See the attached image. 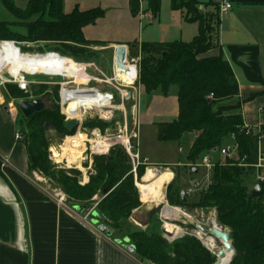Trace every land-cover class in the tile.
Here are the masks:
<instances>
[{
    "label": "trees",
    "instance_id": "trees-1",
    "mask_svg": "<svg viewBox=\"0 0 264 264\" xmlns=\"http://www.w3.org/2000/svg\"><path fill=\"white\" fill-rule=\"evenodd\" d=\"M63 1L29 0L26 7L20 10L13 0H0L5 12L13 20L23 23L21 26L24 28L23 32H19L13 29L16 23H0V42H13L17 47L19 44L43 45V49L29 55L56 53L73 61L90 59L92 53L88 48L105 45L85 41L82 31L87 26H93L104 13L100 9L86 12L74 9L70 14H64ZM161 1L128 0L129 13L132 18L138 17L144 4V12L155 18L160 12ZM202 1L170 0L172 10L182 12L187 23L197 24V36L191 42L133 43L128 45V56L131 59L141 58L138 84L145 95L159 90L166 96L169 88L177 89L176 119L155 124L159 141L182 144L184 135H192L187 160L196 162L203 155L214 153L233 137L238 145L239 158H245L243 167H239L236 161L217 159L211 171V186L193 204L188 199L185 204L182 203L180 193L184 189H179L172 181L166 194L169 204L189 211L214 209L217 222L228 229L234 249L229 264H264V197L252 198V182L248 184L253 176L250 166L255 162L257 139L245 134L240 103L224 105L238 98V84L229 64L221 56L205 57L214 49L213 43L216 45L217 42L219 13L216 3L206 5L211 8L210 11H202ZM33 90L35 99L45 102L46 110L22 122L27 128L22 140L27 150L30 173L50 178L65 195L67 203L82 212L91 208V202L96 197L98 203L93 212L105 221L108 229L115 234H123V238L134 248L135 258L141 263H215V256L192 237L185 236L168 244L161 237L154 217H151L146 231L131 227L133 223L128 222L140 204L133 167L121 146L112 147L107 156L93 158L95 175L90 176L86 184L78 182L80 173L76 170H56L46 155L44 129L49 126L65 136H71L75 131L64 129L65 117L53 104L58 98L57 86L50 89L39 85ZM5 91L15 100L23 99L18 96L22 93L13 85L5 87ZM63 113L68 115V107H64ZM98 126L95 120H86L82 124L87 129ZM260 133L264 144V126L260 127ZM140 163L136 168V180L142 176L141 158ZM189 170L193 176V169Z\"/></svg>",
    "mask_w": 264,
    "mask_h": 264
},
{
    "label": "crops",
    "instance_id": "crops-1",
    "mask_svg": "<svg viewBox=\"0 0 264 264\" xmlns=\"http://www.w3.org/2000/svg\"><path fill=\"white\" fill-rule=\"evenodd\" d=\"M28 1L13 0V3L23 10ZM218 1L214 0L216 4ZM225 1L231 4L232 9L219 17L216 48L205 57L221 56L229 64L238 84L239 96L227 101V104L233 106L239 102L244 125L260 129L264 126V0ZM0 8L5 11L2 6ZM74 9L80 12L94 9L103 11V17L82 32L85 41L105 45L100 50L109 51L112 64L117 46L128 48L133 43L175 41L189 43L198 33L197 24L187 23L182 12L172 10L170 5L165 7L162 1L155 18L149 12H144V4L141 14L132 18L128 0L63 1L64 14H70ZM3 22L10 23L5 18L0 19V23ZM186 39L191 40L185 42ZM11 48L13 51L7 54L13 60L14 67L8 64L12 72L10 76H17L21 72L53 75L56 69L62 73L69 71H65L70 66L67 59L24 56L16 47ZM4 53L0 51L1 56ZM37 59L44 63L45 68L40 71L32 67ZM25 66L29 71L23 69ZM72 66H75L73 62ZM2 69H5L4 65ZM171 88L166 96L159 90L145 95L143 90L142 96L147 97L148 104L145 106L146 113L140 114V118L149 116L150 121L161 118L162 115H155L154 111L162 106L171 109V118L176 119L177 92L173 91L169 98ZM4 108L0 105V161H7V166L0 168V264H144L126 252V247L131 245L125 238H117L112 232L110 236H105L98 231L103 221L99 216L95 217L97 213L92 211L87 221L83 222L89 211H75L78 207L68 203L59 205L46 193L38 183L37 174L28 170L23 138L20 141L14 139L15 134L19 133L16 115L4 112ZM7 109L9 113L14 111L9 107ZM156 123L162 122H153L154 126ZM141 160L142 165L148 167L145 160ZM94 200L96 205L98 199L95 197ZM140 209L134 211L131 218L136 226L140 224V218L136 217Z\"/></svg>",
    "mask_w": 264,
    "mask_h": 264
},
{
    "label": "rangeland",
    "instance_id": "rangeland-1",
    "mask_svg": "<svg viewBox=\"0 0 264 264\" xmlns=\"http://www.w3.org/2000/svg\"><path fill=\"white\" fill-rule=\"evenodd\" d=\"M163 5L165 7H169L170 3L169 0H162ZM215 3L214 0H203L201 3V10L207 11L208 8L206 7L207 4L211 5ZM19 5V4H18ZM17 6V5H16ZM21 7L20 5L18 6ZM209 11V10H208ZM5 18L10 23H16L15 27L13 28L16 31L23 32L24 28L21 26L23 23L17 22L16 20H13L5 11H3L0 8V19ZM191 39H186L185 42H189ZM6 47L11 48L10 44H4ZM19 48H24L26 51L21 52L22 55L25 54H32L33 51L38 49H43V45H32V44H19ZM17 47V49H18ZM214 49L216 48V45L213 43ZM212 47V49H213ZM102 47H90L88 50L92 53V57L90 59L84 58L81 61H74L76 63H91L94 64L97 69H99L107 78L112 77V57L108 50H100ZM19 50V49H18ZM87 57V56H86ZM141 59V58H140ZM70 61V59H67ZM87 60V61H84ZM141 61V60H140ZM139 61V63H140ZM15 63V61H14ZM70 66L65 69L69 70L65 73L70 74L73 76L72 78L76 79V81H80V74L79 69L77 66H72V61H70ZM139 65V64H138ZM26 67V66H25ZM26 69L29 71V69ZM118 75L120 76L121 71L117 69ZM92 75H95L93 72H89ZM59 74V73H55ZM9 75H12L10 72H7L6 69L3 70L2 75H0V105L6 108L13 109L17 118V125L16 129L19 132L20 136L22 138H25L27 133V128L25 125H22V122L24 120L23 116L19 113L16 103L18 101H30L35 100L36 93L33 90V87L39 86V85H45L48 86L50 89L55 88L57 85L56 83L61 82L60 79L56 78H49L45 76H35V77H28L29 87H28V93L27 94H18L19 97L23 98L21 100H15L12 97L8 96V94L5 91V87L12 86L7 83L9 81L10 77ZM95 88H98L100 91L104 92H112V90L107 87L106 85H99ZM177 92V89L172 87L171 91L168 95V97H172L173 91ZM129 94L132 98L135 100L136 108L133 109L134 102L129 101L128 103H125V118H126V133L128 138L130 139V145L136 150L138 154H140L141 158L145 160V164L148 167H141L142 176L139 180H136V174L134 176V183L135 188L137 192V200L140 204V211L139 214H137V218H140V224L136 226H131L133 229L135 227H138L141 231H146V226L148 227L151 223V217L156 218L157 224L160 228L159 233L161 234V237L163 235L162 230V220H161V213L163 211V208L165 207V202L171 206L166 198L167 194V187L168 184L163 189V195L164 199L162 202L154 201L151 203H143L141 201L140 193L138 190L137 185L142 183V178L146 173L147 169H161V172L169 171L172 174V181H175V186L179 187V189H185L190 184L193 183L195 180L202 181L203 174L201 172H198V174L191 176L190 174V165L195 164L194 162H189L187 160V156L192 144V135H184L182 138V144H179L177 142H164L159 141L157 139L156 135V128L153 124V122H170L172 120L171 118V109L164 108L162 106L156 107V111H154L155 115L156 113L161 114L162 117L159 119H154L153 121H150V117L144 119L140 118V114L144 115L146 113L145 106L148 104V99L146 96H142L143 94V88H136V91L134 92L131 89H127ZM20 93V91H19ZM115 102L113 104L114 107H117L120 105L119 96L115 94ZM80 100L75 99L72 101L68 106V117H70V107L72 106H79ZM60 101L59 98L55 99L54 105H57L60 115H64L62 109L59 105ZM75 103V104H74ZM224 105H228L227 102ZM122 108H117V111H114L111 115L109 120H101L98 119L97 116H93V118H89L88 120H95V122L99 123V126L97 128L93 129H87L83 128L82 126L77 129L71 136H65L57 131L55 129L47 126L44 129V134L46 137V155L48 158V161L55 167L56 170H76L80 173V176L78 177V182L80 184H86L89 181L90 176L95 175V171L93 169V158L97 157L99 155H96L94 153V142H96V135L101 136V139L104 140H114L118 137L124 136V129H123V123H124V114L121 112ZM139 115V118H138ZM154 115V116H155ZM65 117V116H64ZM143 117V116H142ZM75 119V118H74ZM137 125V127H136ZM133 134H137L136 139L130 138ZM94 135V136H93ZM83 136V150L81 151L80 155L78 156V162L75 165L68 164L66 160L60 159L59 162L56 161L52 157L53 151L60 154L61 148L64 145V142L68 138L72 137H78ZM68 137V138H66ZM115 142V141H114ZM123 142V140H122ZM181 151L179 152V150ZM60 158V157H59ZM222 160V159H220ZM223 162V161H220ZM38 177V183L39 185L46 191V193L52 197L53 199H58L61 197L64 198V204H67L65 195L59 190L58 186L50 181V178L48 177H42L37 175ZM171 181V182H172ZM248 181V180H247ZM170 182V183H171ZM253 182V177L249 179V183ZM249 188V185H248ZM199 198V195H194L191 199H189V203L193 204L196 203ZM91 208H87L85 211L88 212L93 207H95L96 201L92 200ZM174 207V206H171ZM179 208V207H177ZM84 211V212H85ZM214 209L209 210H203L200 211V209L189 211L188 209H184V213L187 214L190 218L188 219H180L178 220L179 223L186 229L188 232H191L194 225H196V222H202L204 223L206 229L209 231L212 229L211 220H214L212 222L216 223L217 226L223 227L220 223L216 220V215L213 217ZM103 221V220H102ZM91 223H94L93 220H91ZM129 224L132 223V219L129 220ZM102 225L108 229L106 226L105 221L102 222ZM224 230L229 234V231L227 228L223 227ZM110 232H113L112 230L108 229ZM114 233V232H113ZM114 235L117 238L123 239V234L114 233ZM188 237H192L196 239L195 237L191 235H185ZM210 236V235H209ZM208 236V237H209ZM214 239V238H213ZM201 243V245L211 252L215 256V261L217 259L216 253L221 250L222 244L221 242L217 241L216 239L213 240V246L211 249H208L203 241H200L196 239ZM169 244V243H168ZM149 264V263H144Z\"/></svg>",
    "mask_w": 264,
    "mask_h": 264
},
{
    "label": "built area",
    "instance_id": "built-area-1",
    "mask_svg": "<svg viewBox=\"0 0 264 264\" xmlns=\"http://www.w3.org/2000/svg\"><path fill=\"white\" fill-rule=\"evenodd\" d=\"M232 9V6L229 2L225 0L218 1V13L219 17L226 15L230 10ZM1 44H11L12 47L17 46L13 42H0ZM18 50V49H17ZM19 52V50H18ZM22 55V54H21ZM24 56H35L40 58H62V59H69L65 57H61L56 53H44V54H35V55H28L25 54ZM115 59V58H114ZM74 63L75 66L79 69V74L81 76L80 81H76V79L72 77H68L66 73L61 74H53V75H43L39 73L35 74H26V73H19L17 76H10L9 81H7L8 84L15 86L22 94L28 93V77H35V76H45L49 78H56L60 79L61 82L56 83L58 87V98H59V105L60 108L64 109V107H68L69 104L74 101L75 99H79L81 101V106L78 108V112H80V109L82 110V116L73 119L71 117H68V115L64 114L65 116V123L69 120H75L78 124V129L82 126V124L88 120L89 118H93V116H97L98 119L101 120H109L111 115L114 111H117V108H122V113L124 114V123H123V133L124 136L118 137L119 141L122 139H125L127 143L121 144V143H114L107 151L106 154L99 155V156H107L109 150L114 146H121L127 156L129 157L131 164H132V173L133 175L136 174V168L141 165L140 163V157L139 154L136 152V150L130 145V139L127 136L126 133V118H125V103H128L129 101L134 102L133 109L136 108L135 100L131 97L127 89H131L134 92L136 91V88H140L138 84V64L140 61V56L137 58H129L128 52L125 59V70L129 72L130 76V84L129 85H121L115 81V71L117 68L115 67L114 61L112 66V77L107 78L94 64L89 63H76L73 60L70 59ZM4 69L0 70V75H2ZM93 72L95 75L90 74L89 72ZM106 85L109 87L112 92L110 91H100L98 88H95L99 85ZM115 94L119 96L120 105L117 107H114L113 104L115 102ZM137 127V125H136ZM245 134L247 136L252 135L256 137V156H255V162L250 166V169L253 171L254 181L252 183V186L250 188V195L252 194V191L256 185H259L261 188L264 186V144H262V135L260 133L259 128H250L244 125ZM94 136V135H93ZM101 138V136H100ZM130 138L136 139L137 134H133ZM14 139L16 141L21 140V136L19 133H16L14 136ZM115 140V139H114ZM181 151V150H180ZM221 157L222 159H226L229 161H236L238 162L239 167L245 166V158H239L238 154V145L234 141L233 137H230L228 142L221 146L218 150H216L212 154H206L200 157L195 164L190 165V169H196L198 172H201L203 174L202 181L195 180L192 184H190L188 187H186L183 191L185 193V199H191L194 195H201L206 192V190L211 186V171L216 165V160L214 158ZM7 166V161L1 160L0 161V168H5ZM197 172V174H198ZM262 191H264V188H262ZM182 192V191H181ZM57 202L59 205L64 204V198L60 196V198L57 199ZM165 208H168L171 210H177L178 212L172 211L171 215L165 216L163 215V211ZM94 209V208H93ZM91 209L83 218V222H86L87 219L90 217L91 212L93 211ZM197 210V209H195ZM163 211L161 213V220H162V230L163 235L162 238L169 244H172L173 242L182 239L185 237V235H191L195 237L196 239L203 241L205 246L208 249H211V245L207 242L208 239L214 240L212 237L207 235H203L202 233L195 230V226H200L206 231H208L202 222H196V225H194L191 232H188L180 223L178 220L180 219H188L190 218L187 214L184 213V209L177 208V207H171L165 202V207L163 208ZM200 211H203L200 209ZM213 217L216 215V211H212ZM214 220H211V223ZM168 226H171V229H168ZM214 228V227H213ZM210 231V230H209ZM208 231V232H209ZM209 236V237H208Z\"/></svg>",
    "mask_w": 264,
    "mask_h": 264
},
{
    "label": "bare ground",
    "instance_id": "bare-ground-1",
    "mask_svg": "<svg viewBox=\"0 0 264 264\" xmlns=\"http://www.w3.org/2000/svg\"><path fill=\"white\" fill-rule=\"evenodd\" d=\"M0 51L5 52L3 54L4 56L0 55V70H2V67L4 65L7 72L12 73L9 70L8 64L11 65V67H13V62H12L13 60L11 58H8L7 54L13 50L6 47L4 44H1L0 45ZM16 62H17V60H16ZM43 64L44 63H42L41 59H37L36 62L32 65V67H34L35 70L40 71L44 67ZM47 66H48V64H47ZM55 72L60 73V74L62 73L58 69H56ZM129 75H130L129 72L125 70V71H121L120 76H119L118 72L116 70L115 71V81L121 85H124V86L129 85L131 82ZM79 104H81V101L79 102ZM80 106L81 105L70 107L69 112H70L71 118L77 119V118L82 116V114H83L82 110L80 109V112H78V108ZM96 139L97 140H96V142H94V148H93L95 150L94 153L96 155L106 154L108 149L114 143H118V142L121 144L127 143V141L125 139H122L123 142H122V140L119 141L118 139L104 140V139H101L99 137V135H96ZM83 141H84L83 136L72 137V138L66 139L64 142V145L61 148L60 154L53 151L52 157L54 159H56L57 162H59L60 159H63V160H66L68 164L75 165L78 162V159H77L78 156L80 155L81 151L83 150V147H84ZM171 181H172V174L169 171L158 173V171L156 169H147L145 175L142 178V183L137 185L139 193H140L141 201L143 203H151L154 201L162 202L163 200H165L164 195H163V189ZM172 211L178 212L177 210H171L170 211L168 208H165L163 211V215H165V216L171 215ZM212 223H213L212 228L218 227L216 225V223H214V222H212ZM168 229H171V226H168ZM207 242L211 245V247L213 246V240L208 239ZM220 251H222V247H221V250H219L218 252H220ZM218 252L216 253V255L218 254ZM231 257H232L231 253L230 254L226 253V257L224 260L221 261V264H228Z\"/></svg>",
    "mask_w": 264,
    "mask_h": 264
},
{
    "label": "water",
    "instance_id": "water-1",
    "mask_svg": "<svg viewBox=\"0 0 264 264\" xmlns=\"http://www.w3.org/2000/svg\"><path fill=\"white\" fill-rule=\"evenodd\" d=\"M127 52H128V48L125 46L115 47L114 64H115V67L120 71H125L124 63H125ZM16 107L24 119H28L34 115H38V114H40L46 110L45 102L42 100H39V99L30 100V101H18L16 103ZM4 112H6L12 116H15V112L9 113L7 108H4ZM64 129L67 132L76 131L78 129V124L75 120H69L65 123ZM156 170L158 171V173L161 172L160 168H158ZM192 174L193 175L196 174V169L192 170ZM251 197L254 199H259V198L264 197V191H262V188L259 185H256L254 187L252 194H251ZM180 198H181L182 203L185 204L186 199H185L184 191H182L180 193ZM75 211H79V208H75ZM95 217L99 218L97 214H95ZM194 228L196 231L202 233L203 235L209 234L210 237L221 242L222 251L218 252V254L216 255L217 259H216L214 264H221V261L224 260L226 257V253L232 254V257H231L229 263L231 262V260L234 256V249H233L231 242H230V236L224 230L223 227L218 226L217 228H212L209 232L200 226H195ZM98 231L105 236H110V231L106 227H104L103 225H100L98 227ZM125 250L129 255L135 254V250L132 246L126 247Z\"/></svg>",
    "mask_w": 264,
    "mask_h": 264
}]
</instances>
